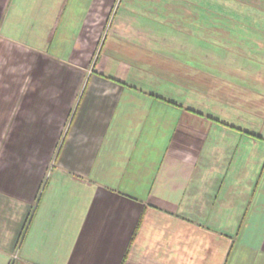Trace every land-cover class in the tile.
I'll return each instance as SVG.
<instances>
[{"label": "crops", "instance_id": "0c3cea01", "mask_svg": "<svg viewBox=\"0 0 264 264\" xmlns=\"http://www.w3.org/2000/svg\"><path fill=\"white\" fill-rule=\"evenodd\" d=\"M84 1L0 17V264H264V0Z\"/></svg>", "mask_w": 264, "mask_h": 264}, {"label": "rangeland", "instance_id": "374dc122", "mask_svg": "<svg viewBox=\"0 0 264 264\" xmlns=\"http://www.w3.org/2000/svg\"><path fill=\"white\" fill-rule=\"evenodd\" d=\"M84 0H0V17L3 21L8 14V18L4 23L3 27L6 32L10 35L21 38L22 40L25 39L26 41L29 39V42L32 43L38 38H46L48 39V48L49 52L58 50V44L63 45L64 48L69 46V42H61L66 40V36L70 31L74 29V23L76 18L79 16L85 15V8L83 6ZM111 15V14H110ZM115 15V13H114ZM59 17L61 18V23H58ZM58 24L60 27L58 28ZM2 22H0V27ZM58 28V29H57ZM54 36V37H53ZM107 36V40L110 39V36L107 33H104L101 45ZM34 38V41H33ZM63 50V49H62ZM60 51V50H59ZM95 55L94 58V65H95ZM117 57L115 55L113 58ZM15 58L12 57V60ZM5 57L0 56V67L7 63ZM19 63V60H17ZM2 71H0V80L3 79L4 75H2ZM15 74V73H13ZM6 78V77H5ZM32 77L29 76L28 79ZM43 78L45 80H52L54 78L53 73L45 72ZM55 79V78H54ZM60 79H65L62 75ZM156 80L151 81L150 83L156 87L157 91L160 90H169L178 93L177 90L181 89L182 93L185 91L183 88H177L173 86L169 82H162ZM51 92V89H50ZM162 92V91H161ZM190 93L193 94L192 91ZM189 92L185 93V96H188V99H192V95ZM187 94V95H186ZM184 95V93H183ZM191 95V96H190ZM252 110L262 112L261 108H254L250 107ZM248 119V118H247ZM68 121V120H67ZM66 121V124H67ZM242 124H246L250 122V124H254V127L261 126L263 121L256 118H250L245 120V117H240L239 120ZM245 126V125H243ZM65 129V127H64ZM117 154V153H114ZM47 159L48 154H45ZM52 159L50 158V161ZM51 163L48 165L46 169V175L50 173L51 170ZM54 170V169H53ZM53 175H56L55 172ZM49 176V175H48ZM77 191H81L79 188Z\"/></svg>", "mask_w": 264, "mask_h": 264}, {"label": "trees", "instance_id": "16d2710c", "mask_svg": "<svg viewBox=\"0 0 264 264\" xmlns=\"http://www.w3.org/2000/svg\"><path fill=\"white\" fill-rule=\"evenodd\" d=\"M231 126V125H230Z\"/></svg>", "mask_w": 264, "mask_h": 264}]
</instances>
